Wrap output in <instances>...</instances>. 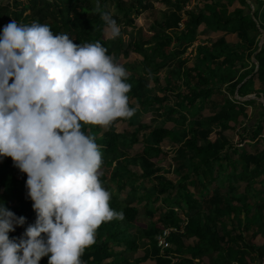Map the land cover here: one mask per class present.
Returning <instances> with one entry per match:
<instances>
[{
	"label": "trees",
	"instance_id": "obj_1",
	"mask_svg": "<svg viewBox=\"0 0 264 264\" xmlns=\"http://www.w3.org/2000/svg\"><path fill=\"white\" fill-rule=\"evenodd\" d=\"M201 1L210 3L186 10L192 0H160L172 10L168 17L127 43L123 28L135 26L133 17L150 10V0H100L101 12L110 13L121 28L115 39L105 38L107 25L96 11L97 0H29L15 3V9L0 6V32L12 20L47 23L55 34L65 33L76 44L99 41L118 63L132 54L142 59L134 69L127 61L122 64L136 113L108 128L82 127L102 152L100 179L112 192L110 207L124 214L123 220L100 225L95 244L81 257L86 264H247L244 251L232 247L228 227L245 245V238H256L264 222V103L256 102L264 100V42L259 48L250 37L264 32V0H230L238 4L232 12L218 0ZM249 2L256 8L253 12ZM201 26L211 39L225 33L239 42L228 43L222 36L209 40V45L197 46L189 65L182 57L196 43ZM251 57L255 64L250 66ZM253 95L256 99L239 100ZM254 104L257 119L238 135L241 143L248 140V148H236L225 133L234 131V118L251 122L246 111ZM152 111L163 118L161 127L144 122L143 116ZM120 125L124 127L118 130ZM26 179L11 157L0 159V203L26 218L10 238L21 237L36 220ZM167 228L178 231L169 238L171 249L161 254L156 238ZM190 239L194 244L186 245ZM256 254V260L264 258V245ZM39 264H48V257Z\"/></svg>",
	"mask_w": 264,
	"mask_h": 264
},
{
	"label": "clouds",
	"instance_id": "obj_2",
	"mask_svg": "<svg viewBox=\"0 0 264 264\" xmlns=\"http://www.w3.org/2000/svg\"><path fill=\"white\" fill-rule=\"evenodd\" d=\"M101 13L111 38L121 28ZM127 71L99 41L73 42L47 23L15 20L0 32V159L11 157L27 174L25 187L36 220L26 223L0 203V264H86L104 222L124 219L110 207L102 152L83 125L108 128L137 111L130 107ZM11 81V83H10Z\"/></svg>",
	"mask_w": 264,
	"mask_h": 264
},
{
	"label": "rangeland",
	"instance_id": "obj_3",
	"mask_svg": "<svg viewBox=\"0 0 264 264\" xmlns=\"http://www.w3.org/2000/svg\"><path fill=\"white\" fill-rule=\"evenodd\" d=\"M28 1L29 0H0V6H9V7L15 9V7L13 6L15 3H18L20 5L21 4L24 5V4H28ZM218 1H220V7H225L230 12L234 11L238 7L237 1H235V2L230 1V0H218ZM150 2H151V9L150 10L142 13L141 15H136L133 17L134 23H135L134 27H124L123 28V40H124V42L127 43L130 40L131 36L133 38L140 39L144 32H146V31L149 32L150 28L156 22L163 21L166 17H168V14L172 11L168 6L162 4L160 2V0H150ZM213 2L216 3V0H214ZM209 3H210V1L205 2V1H201V0H192V2L188 5V7H186V10H191L192 8H197V9L203 8L205 5H209ZM249 3L252 6V12H253V10H255L256 8H254L253 2H249ZM107 8L110 10V12L113 13V5L112 4H109ZM17 9L19 10L20 7H18ZM262 10H264V8ZM26 15H28V13H26L24 16H26ZM8 23H10V22H8ZM205 32H206L205 27L201 26L199 28V31H198L196 43H194L193 47L189 48L187 50V52L183 55L182 60H185L187 62V64L191 65L192 63H194V61H195V50H196L197 46L209 45V43H208L209 40L215 41L218 38V36L224 37L228 43H234L235 44V43L239 42L237 37L234 34H225V33H222L219 35L216 34V35H212L214 37H213V39H211L212 38V37H210L211 34H208V33L205 34ZM148 34H151V33H148ZM250 37L255 39L256 42H259V44L264 42V32L263 31H261V35L252 32V33H250ZM105 38H111L108 29L105 30ZM126 61L129 62L128 67H130L131 69H134L136 66H138L142 62V59H141V57H139L135 54H132L130 56V58H128L127 60H122L120 64L122 65ZM249 62H250V66L252 64L253 65L255 64L252 57H251ZM165 75H166V71H162L160 74V78H164ZM150 84H151V86H153L152 83H150ZM182 91H184V89H182ZM253 97H255V96L253 95ZM256 102L260 103V100L257 99ZM257 109H258L257 104H254L252 107L248 108V110H247V114H248V116H250L251 122L250 121L248 122L247 120L242 119L241 116L234 118L232 120V122H230V124L234 127V131L232 133L228 132V135H226V137L234 145L239 146L237 148H240L243 146H245V148H248L247 147V145H249L248 140H246L244 143L243 142L241 143L238 135H240V133H242V128L245 125L250 124V126H251L254 124L253 117H254V114H255ZM205 112H207V111H205ZM157 114H159V113H156V111H152L148 115L143 116L144 122L148 123L150 126L161 127L164 124V121H163V118H161V117L157 119V117H156ZM160 114H162V113L160 112ZM155 119H157V120L151 122V120H155ZM235 124L236 125L238 124L239 126H236ZM123 127H124V125H120L118 127V130H121ZM212 138H214V135L212 136ZM262 138H264V132L262 133ZM260 146L262 149L264 147V144L262 143ZM165 149L168 152H173V148L171 146H166ZM166 166L167 165H165V167ZM165 167L162 166L163 169ZM240 191H242V189L239 190V192ZM228 230L230 231L229 235H228V239H231L232 247L235 250L244 251V256H245L244 259H245L246 263L248 264V262H249V264H257V263L259 264V262H258L259 260H256V257H257L256 251L264 245V222L262 223L261 229H260L258 236L256 238L249 240L248 238L244 237L245 243L247 244L248 249L245 248L246 244L243 245V242L236 240V237L239 236L238 232L231 231V227H228ZM241 236L243 238V234ZM251 249H253V251ZM252 258L254 260H252ZM263 259H261V260H263ZM204 261H205V263H207L206 259H204ZM263 262H264V260H263ZM142 264H154V263H153V261L148 260Z\"/></svg>",
	"mask_w": 264,
	"mask_h": 264
},
{
	"label": "built area",
	"instance_id": "obj_4",
	"mask_svg": "<svg viewBox=\"0 0 264 264\" xmlns=\"http://www.w3.org/2000/svg\"><path fill=\"white\" fill-rule=\"evenodd\" d=\"M185 226L184 223L180 225V230L182 231L183 227ZM178 229L175 228H167L160 232L157 236V247L160 249L161 254H164L165 251L171 249V244L169 242V238L173 233H176ZM264 260V259H263ZM263 260L259 261V264H264Z\"/></svg>",
	"mask_w": 264,
	"mask_h": 264
},
{
	"label": "crops",
	"instance_id": "obj_5",
	"mask_svg": "<svg viewBox=\"0 0 264 264\" xmlns=\"http://www.w3.org/2000/svg\"><path fill=\"white\" fill-rule=\"evenodd\" d=\"M251 99H256L255 97H253L252 96V98H250V99H246V100H251ZM239 100H241V101H244L245 99H240L239 98ZM257 100V99H256ZM248 108H250V107H248ZM248 108H247V110H248ZM247 112V111H246ZM206 115H209V113L207 112V113H205ZM257 117H258V109L256 110V112H255V114H254V117H253V122H255V120L257 119ZM249 118H250V116H249ZM251 119V118H250ZM228 132H231L232 133V131H227L226 133H225V135H228ZM264 132V131H263ZM230 135V134H229ZM235 147L237 148V147H239V146H236L235 145ZM165 169H166V167H165ZM169 179H174L171 175H169ZM166 208H167V206H165ZM184 210H185V208H184ZM183 212V211H182ZM143 223H145V224H147L148 223V219H146V218H144V219H142L141 220ZM194 240L193 239H190V240H187V241H185V244L186 245H193L194 244ZM172 247V246H171ZM144 255V252L141 250L140 251V253H139V255L138 256H143Z\"/></svg>",
	"mask_w": 264,
	"mask_h": 264
},
{
	"label": "water",
	"instance_id": "obj_6",
	"mask_svg": "<svg viewBox=\"0 0 264 264\" xmlns=\"http://www.w3.org/2000/svg\"><path fill=\"white\" fill-rule=\"evenodd\" d=\"M261 46H262V43L259 44V48H260ZM250 98H252V96H249V97H247L246 99H250ZM246 99H245V100H246ZM258 100H260L261 103H264V100H263V99H258Z\"/></svg>",
	"mask_w": 264,
	"mask_h": 264
}]
</instances>
